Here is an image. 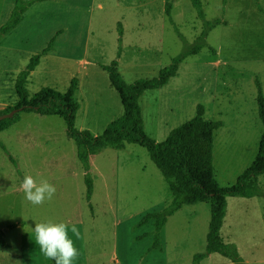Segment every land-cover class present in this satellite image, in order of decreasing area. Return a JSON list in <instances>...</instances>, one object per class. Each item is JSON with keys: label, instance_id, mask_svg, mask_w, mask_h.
I'll use <instances>...</instances> for the list:
<instances>
[{"label": "rangeland", "instance_id": "obj_1", "mask_svg": "<svg viewBox=\"0 0 264 264\" xmlns=\"http://www.w3.org/2000/svg\"><path fill=\"white\" fill-rule=\"evenodd\" d=\"M166 1L173 24L165 13ZM200 1L208 20L222 19L208 34L209 47L187 56L165 85L144 93L140 105L151 138L154 115L169 130L193 118L200 104L206 119L220 121L214 132L213 172L220 187H230L254 160L263 132L255 81L264 95V12L259 9H264V0ZM14 6L15 0H0V28ZM174 26L189 43L200 34L202 21L190 0L33 2L20 23L0 36V110L17 101L18 73L51 43L27 78L28 93L43 87L65 92L77 78L80 109L75 125L100 135L115 111L102 110L95 102L105 105L118 99L101 65L117 60L128 83L157 77L183 48ZM143 106L148 107L146 114ZM145 116L150 118L148 130ZM94 125L101 126L98 132ZM0 140L6 147L0 148V231L7 242L0 248V264H51L32 231L36 222L47 220L68 225L79 252L73 264H191L205 250L211 210L207 202L183 205L168 217L160 231L163 251L151 249L154 219L137 224L145 214L162 210L171 192L140 145L126 143L90 157V207L76 147L60 116L21 112ZM25 174L47 179L56 188L53 198L41 205L27 201L21 189ZM256 183L264 191V174ZM73 224L79 239L71 233ZM220 236L236 244L246 264H264V197H227ZM200 264L235 263L213 253Z\"/></svg>", "mask_w": 264, "mask_h": 264}, {"label": "trees", "instance_id": "obj_2", "mask_svg": "<svg viewBox=\"0 0 264 264\" xmlns=\"http://www.w3.org/2000/svg\"><path fill=\"white\" fill-rule=\"evenodd\" d=\"M36 1L45 0H15V6L7 23L0 28V36L12 31L22 20V14L29 5ZM196 9L197 17L202 21V29L192 42L178 32L183 43L182 50L171 58L169 65L159 71L157 77L139 78L133 83H127L118 70L117 60L101 65L107 72L110 84L117 91L123 106V113L105 126L100 135L94 136L89 130H79L75 125L80 103L75 97L78 79L73 78L65 92L53 88L43 87L39 91L29 94L25 85L27 78L39 64L42 54L47 52L49 46L40 54L33 55L26 67L21 70L15 80V93L17 101L9 108L0 110L2 114H12L0 120V132L11 127L19 120L21 112H34L41 115L60 116L65 123L67 136L73 140L76 147V157L84 172L85 197L90 204L93 191V177L90 174V157L103 149L119 150L126 143H134L145 148L150 160L160 171L171 192L168 204L158 212L145 214L137 226H142L148 220L154 219V243L151 249L163 251L160 231L167 222L168 217L176 213L183 205H194L199 202L211 204L206 246L202 253L195 254L191 264H200L210 254L218 253L235 264H246L240 256L237 246L232 242L221 239L220 230L227 211V197L251 198L263 196L264 191L256 183V178L264 174V130L260 137L258 151L250 166L244 170L230 187H220L213 172V141L214 132L222 126L220 121L207 120L204 117V107L196 106V114L185 123L173 128L167 138L158 142L144 132V123L139 106V98L148 89H157L165 85L176 74L179 64L189 55L196 54L205 47H209L207 37L209 32L222 23V19L208 20L205 17L200 0H190ZM264 12V9L259 7ZM169 2H165V13L169 21L171 18ZM117 30L119 42L122 37V24L118 22ZM120 48L117 51V59ZM257 95L258 117L264 127V95L258 80L255 81ZM0 148L6 147L0 140ZM11 162H14L9 156ZM6 245L3 231H0V248ZM51 264H55L51 260Z\"/></svg>", "mask_w": 264, "mask_h": 264}, {"label": "clouds", "instance_id": "obj_3", "mask_svg": "<svg viewBox=\"0 0 264 264\" xmlns=\"http://www.w3.org/2000/svg\"><path fill=\"white\" fill-rule=\"evenodd\" d=\"M25 199L33 205H41L46 200H51L56 192L54 185L47 179H34L25 174L21 183ZM35 234V243L45 258L54 260L55 264H73L79 256V252L68 236V225L63 222L47 220L36 222L32 230ZM71 233L80 238L79 229L73 224Z\"/></svg>", "mask_w": 264, "mask_h": 264}, {"label": "crops", "instance_id": "obj_4", "mask_svg": "<svg viewBox=\"0 0 264 264\" xmlns=\"http://www.w3.org/2000/svg\"><path fill=\"white\" fill-rule=\"evenodd\" d=\"M125 80V79H124ZM135 81V80H134ZM110 82V81H109ZM128 83V82H127ZM79 86V85H78ZM110 86H111V84H110ZM109 86V88H111ZM149 91V90H148ZM116 94V93H115ZM161 101V100H160ZM96 103V105L97 106H99V107H101L102 108V110H105V111H108V112H110V113H112V112H114L115 111V115L112 117V119L110 118V120L109 121H107L106 123H108V122H110L111 120H114V119H116L117 117H119L122 113H123V106L121 107V103H120V101H119V99H115V101L113 102V100L111 99L110 100V102L108 103V104H105V105H102V104H100V103H97V102H95ZM96 111V110H95ZM155 114V113H154ZM111 116V115H110ZM152 120H153V122H154V125H155V127H154V129H153V133H152V137L153 138H155L157 141L159 140V141H161L162 139H164L167 135H168V133H169V131H171L172 129V127H170V129L169 130H164L163 129V127H162V123H161V120H162V118L160 119V118H158L156 115H154L153 116V118H152ZM105 123V124H106ZM75 124H76V121H75ZM104 124V125H105ZM82 125L85 127L86 126V124L84 125L83 123H82ZM103 125V126H104ZM107 125V124H106ZM263 126V125H262ZM99 127H101V126H96V125H94V129H93V131H97L98 132V128ZM105 128V127H104ZM104 130V129H103ZM263 130H264V127H263ZM4 131V130H3ZM90 131V130H89ZM1 133V132H0ZM92 133V132H91ZM263 133V132H262ZM159 137H163V138H160L159 139ZM263 175V174H262ZM261 176V175H260ZM259 177V176H258ZM257 177V178H258ZM257 178H256V180H257ZM199 203H202V202H199ZM181 209V208H180ZM179 209V210H180ZM5 246H7V242H6V245ZM5 246H3V247H5ZM2 247V248H3Z\"/></svg>", "mask_w": 264, "mask_h": 264}, {"label": "bare ground", "instance_id": "obj_5", "mask_svg": "<svg viewBox=\"0 0 264 264\" xmlns=\"http://www.w3.org/2000/svg\"><path fill=\"white\" fill-rule=\"evenodd\" d=\"M119 70V69H118ZM134 82V81H133ZM133 82H131V83H133ZM14 86H15V84H14ZM26 87V86H25ZM78 88H79V86L77 87V89H76V91L78 90ZM114 88V87H113ZM27 89V88H26ZM157 89H159V88H157ZM40 90V89H39ZM38 90V91H39ZM115 90V89H114ZM148 90H155V89H148ZM148 90H145L144 91V93L146 92V91H148ZM14 91H15V89H14ZM58 91V90H57ZM76 91H75V94L74 95H76ZM116 91V90H115ZM116 94H117V96H118V99H119V101H120V103L122 104V102H121V99H120V97H119V95H118V93H117V91L115 92ZM144 93L140 96V98H139V101H138V103H139V106H140V109H141V115H142V119H143V123H144V132L146 133V131H145V122H144V118H143V114H142V108H141V105H140V99H141V97L144 95ZM16 94V93H15ZM143 108H144V114H146L147 113V111H148V107H144L143 106ZM204 113H205V109H204ZM145 119H146V127H147V130H148V126H149V124H150V118L149 117H147V116H145ZM206 119V118H205ZM207 120H210V119H207ZM214 121V120H213ZM169 133H170V131H169ZM169 133H168V135H169ZM147 134V133H146ZM148 135V134H147ZM167 135V136H168ZM149 136V135H148ZM167 136L164 138V139H162L161 141H158V142H162V141H164L166 138H167ZM157 141V140H156ZM207 203H209V202H207Z\"/></svg>", "mask_w": 264, "mask_h": 264}, {"label": "water", "instance_id": "obj_6", "mask_svg": "<svg viewBox=\"0 0 264 264\" xmlns=\"http://www.w3.org/2000/svg\"><path fill=\"white\" fill-rule=\"evenodd\" d=\"M11 115H12L11 113L10 114H2V115H0V120L5 118V117L11 116Z\"/></svg>", "mask_w": 264, "mask_h": 264}]
</instances>
